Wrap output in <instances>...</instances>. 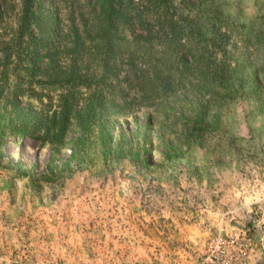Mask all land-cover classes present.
Returning a JSON list of instances; mask_svg holds the SVG:
<instances>
[{
  "label": "rangeland",
  "instance_id": "374dc122",
  "mask_svg": "<svg viewBox=\"0 0 264 264\" xmlns=\"http://www.w3.org/2000/svg\"><path fill=\"white\" fill-rule=\"evenodd\" d=\"M37 1L59 22L47 51L22 25L23 0H0V264H202L218 233L264 264V0H171L231 74L194 60L152 105L120 79L63 85L87 62L72 63L79 20L72 0ZM64 95L129 105L83 126L60 120Z\"/></svg>",
  "mask_w": 264,
  "mask_h": 264
},
{
  "label": "trees",
  "instance_id": "16d2710c",
  "mask_svg": "<svg viewBox=\"0 0 264 264\" xmlns=\"http://www.w3.org/2000/svg\"><path fill=\"white\" fill-rule=\"evenodd\" d=\"M170 1L88 0L83 3L72 0L70 6L79 20V25L73 28L76 45L72 63L87 62L65 74L61 83L69 85L70 90L77 85L89 89L91 83L105 85L120 79L124 87L134 92L138 103L152 105L156 99H168L175 90L174 69H195L194 60H198L196 70L209 69L214 75L229 80L231 61L218 63L214 60L213 50H205L211 43L206 44L208 40L194 33L191 22L175 18ZM21 12L22 25L26 29L32 25L34 29V33L31 30L37 40L34 50H49L50 39L58 30L56 14L35 0H23ZM89 63L97 65L95 70L89 69L90 74ZM121 66L125 71L121 72ZM238 68L236 63L234 71ZM120 74L123 75L120 77ZM225 87L229 89L230 85ZM117 98L119 102L109 97L105 103L102 96L89 95L80 108H76L73 97L64 95L60 98L58 114L61 121L77 116L81 121L84 115L83 126H87L88 121L106 125L112 117L126 116L129 102L124 96ZM102 123L96 125L102 126Z\"/></svg>",
  "mask_w": 264,
  "mask_h": 264
},
{
  "label": "built area",
  "instance_id": "2783aa9c",
  "mask_svg": "<svg viewBox=\"0 0 264 264\" xmlns=\"http://www.w3.org/2000/svg\"><path fill=\"white\" fill-rule=\"evenodd\" d=\"M202 264H246L247 247L239 237L215 234L205 243Z\"/></svg>",
  "mask_w": 264,
  "mask_h": 264
}]
</instances>
